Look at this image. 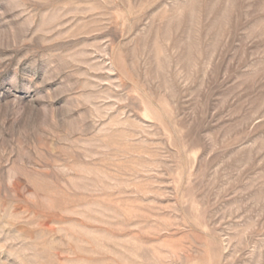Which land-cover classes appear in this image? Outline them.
<instances>
[{"label":"rangeland","instance_id":"374dc122","mask_svg":"<svg viewBox=\"0 0 264 264\" xmlns=\"http://www.w3.org/2000/svg\"><path fill=\"white\" fill-rule=\"evenodd\" d=\"M0 264H264V0H0Z\"/></svg>","mask_w":264,"mask_h":264}]
</instances>
